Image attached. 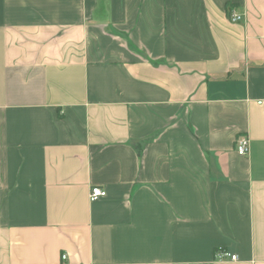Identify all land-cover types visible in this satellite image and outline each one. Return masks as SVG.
Listing matches in <instances>:
<instances>
[{
	"label": "crops",
	"instance_id": "obj_1",
	"mask_svg": "<svg viewBox=\"0 0 264 264\" xmlns=\"http://www.w3.org/2000/svg\"><path fill=\"white\" fill-rule=\"evenodd\" d=\"M0 264H264V0H0Z\"/></svg>",
	"mask_w": 264,
	"mask_h": 264
},
{
	"label": "built area",
	"instance_id": "obj_2",
	"mask_svg": "<svg viewBox=\"0 0 264 264\" xmlns=\"http://www.w3.org/2000/svg\"><path fill=\"white\" fill-rule=\"evenodd\" d=\"M228 15H229L230 20L233 22L241 21L244 18V15H242V14H240L234 10H231ZM249 150H250L249 137H247L246 135H242V136L238 137V139L236 141L237 153L241 156H246L248 154ZM89 192H90L89 198L91 201L97 200L100 197H105L107 194V191H105V189H103L99 185H92ZM222 256L230 257V259H232V260L238 259V255L232 254L227 249H222L219 252V257L221 258ZM65 257H66V255L63 256V258H65Z\"/></svg>",
	"mask_w": 264,
	"mask_h": 264
}]
</instances>
